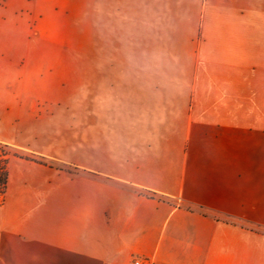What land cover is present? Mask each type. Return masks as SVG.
<instances>
[{
	"label": "crops",
	"instance_id": "obj_1",
	"mask_svg": "<svg viewBox=\"0 0 264 264\" xmlns=\"http://www.w3.org/2000/svg\"><path fill=\"white\" fill-rule=\"evenodd\" d=\"M25 6L0 4V264H264V0H94L75 54Z\"/></svg>",
	"mask_w": 264,
	"mask_h": 264
},
{
	"label": "rangeland",
	"instance_id": "obj_2",
	"mask_svg": "<svg viewBox=\"0 0 264 264\" xmlns=\"http://www.w3.org/2000/svg\"><path fill=\"white\" fill-rule=\"evenodd\" d=\"M10 0H0L4 5ZM26 3L22 13L24 34L47 38L56 52H94V0H17ZM27 26V27H26ZM42 37V38H41ZM79 61L72 60L71 66ZM1 151H3L1 149Z\"/></svg>",
	"mask_w": 264,
	"mask_h": 264
},
{
	"label": "built area",
	"instance_id": "obj_3",
	"mask_svg": "<svg viewBox=\"0 0 264 264\" xmlns=\"http://www.w3.org/2000/svg\"><path fill=\"white\" fill-rule=\"evenodd\" d=\"M3 191H4V184L0 183V202ZM128 264H154V263L152 260L146 257H135Z\"/></svg>",
	"mask_w": 264,
	"mask_h": 264
},
{
	"label": "trees",
	"instance_id": "obj_4",
	"mask_svg": "<svg viewBox=\"0 0 264 264\" xmlns=\"http://www.w3.org/2000/svg\"><path fill=\"white\" fill-rule=\"evenodd\" d=\"M6 178V172L4 170V167H0V183H5Z\"/></svg>",
	"mask_w": 264,
	"mask_h": 264
}]
</instances>
